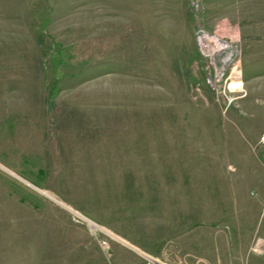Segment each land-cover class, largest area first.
<instances>
[{"label": "rangeland", "instance_id": "rangeland-1", "mask_svg": "<svg viewBox=\"0 0 264 264\" xmlns=\"http://www.w3.org/2000/svg\"><path fill=\"white\" fill-rule=\"evenodd\" d=\"M263 209L264 0H0V264H264Z\"/></svg>", "mask_w": 264, "mask_h": 264}, {"label": "built area", "instance_id": "built-area-1", "mask_svg": "<svg viewBox=\"0 0 264 264\" xmlns=\"http://www.w3.org/2000/svg\"><path fill=\"white\" fill-rule=\"evenodd\" d=\"M263 213H264V209H263ZM99 243L101 246H103V249L106 248L107 242L105 240H99ZM144 264H163V263L160 262L158 259L147 255V256H145V263Z\"/></svg>", "mask_w": 264, "mask_h": 264}, {"label": "bare ground", "instance_id": "bare-ground-1", "mask_svg": "<svg viewBox=\"0 0 264 264\" xmlns=\"http://www.w3.org/2000/svg\"><path fill=\"white\" fill-rule=\"evenodd\" d=\"M88 223H89V225H90V227L92 228V229H96V228H98V229H100L101 231H104L102 228H100L99 226H97L96 224H94V223H92L91 221H88ZM105 232V231H104ZM260 245H262V243L261 242H259V244L256 246L258 249H259V246ZM105 249V248H104ZM145 256H147V255H144L143 256V263L142 264H144L145 263ZM161 262V261H160ZM163 263V262H162ZM164 264V263H163Z\"/></svg>", "mask_w": 264, "mask_h": 264}]
</instances>
